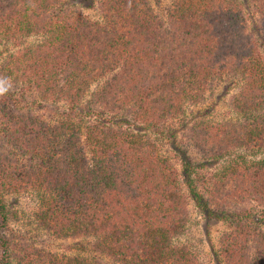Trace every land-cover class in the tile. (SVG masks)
<instances>
[{"label": "trees", "instance_id": "obj_1", "mask_svg": "<svg viewBox=\"0 0 264 264\" xmlns=\"http://www.w3.org/2000/svg\"><path fill=\"white\" fill-rule=\"evenodd\" d=\"M247 1L251 23L242 0H0V264H201L177 240L189 201L226 226L216 264H264V0ZM222 82L232 116L194 112ZM19 191L93 254L12 232Z\"/></svg>", "mask_w": 264, "mask_h": 264}, {"label": "rangeland", "instance_id": "obj_2", "mask_svg": "<svg viewBox=\"0 0 264 264\" xmlns=\"http://www.w3.org/2000/svg\"><path fill=\"white\" fill-rule=\"evenodd\" d=\"M244 6V12L251 23L254 20V14L247 0H242ZM153 2V0H152ZM155 3V2H154ZM168 3V0H160L155 3V10L160 13ZM84 12L94 18L97 17V11L95 7H88L84 9ZM35 37H29L26 39V43L34 42ZM16 45L11 43H0V66L3 64L6 55L15 50ZM236 89L231 87L228 82H222L214 87L212 93L205 94L206 99L201 103L193 107L195 112H205L209 118L214 121L230 118L232 113L228 109V98ZM208 94V95H207ZM35 110L41 114H47L45 107H41L40 104L35 105ZM190 157L195 161L202 160L200 156L190 149ZM249 157V156H248ZM252 157V156H251ZM250 158V157H249ZM178 168V161L174 160ZM210 165L209 170H214L218 166ZM7 206L10 210L11 221L10 229L14 233H21L30 240L36 248H42L46 251L57 254H81L91 256L93 252L90 250L91 238L87 239H73V238H55L46 230H42L34 219V213L37 209L36 196L30 191L11 192L6 196ZM253 204L247 203V207L252 208ZM256 206V205H255ZM254 209L258 210L256 206ZM188 224L185 232L177 239L179 242L187 244L193 252L196 254L197 259L201 264H216L214 262L212 251L218 244V238L220 234L226 229V226L222 222L209 221L206 224L205 219L200 213L199 209L194 205L192 201L188 202ZM79 244V245H78ZM82 246V249L80 247ZM108 264L110 260L104 258Z\"/></svg>", "mask_w": 264, "mask_h": 264}, {"label": "clouds", "instance_id": "obj_3", "mask_svg": "<svg viewBox=\"0 0 264 264\" xmlns=\"http://www.w3.org/2000/svg\"><path fill=\"white\" fill-rule=\"evenodd\" d=\"M10 85L5 79H0V96L4 95L9 90Z\"/></svg>", "mask_w": 264, "mask_h": 264}]
</instances>
